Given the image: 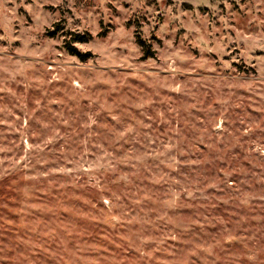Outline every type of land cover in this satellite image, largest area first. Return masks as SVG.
<instances>
[{
	"label": "rangeland",
	"instance_id": "1",
	"mask_svg": "<svg viewBox=\"0 0 264 264\" xmlns=\"http://www.w3.org/2000/svg\"><path fill=\"white\" fill-rule=\"evenodd\" d=\"M0 264H264V0H0Z\"/></svg>",
	"mask_w": 264,
	"mask_h": 264
},
{
	"label": "trees",
	"instance_id": "2",
	"mask_svg": "<svg viewBox=\"0 0 264 264\" xmlns=\"http://www.w3.org/2000/svg\"><path fill=\"white\" fill-rule=\"evenodd\" d=\"M82 40V39H81ZM138 42L144 47L145 50V57L153 55V50L151 48V45L148 44L144 39H142L140 36H138ZM68 49L70 50L71 54L77 55L82 59H85L87 57V54L80 52L72 45H67Z\"/></svg>",
	"mask_w": 264,
	"mask_h": 264
}]
</instances>
